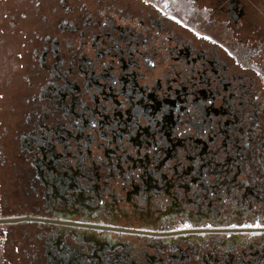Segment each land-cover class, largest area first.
<instances>
[{"label": "flooded vegetation", "instance_id": "1", "mask_svg": "<svg viewBox=\"0 0 264 264\" xmlns=\"http://www.w3.org/2000/svg\"><path fill=\"white\" fill-rule=\"evenodd\" d=\"M191 1L234 42L170 0H0V264H264V37Z\"/></svg>", "mask_w": 264, "mask_h": 264}, {"label": "rangeland", "instance_id": "2", "mask_svg": "<svg viewBox=\"0 0 264 264\" xmlns=\"http://www.w3.org/2000/svg\"><path fill=\"white\" fill-rule=\"evenodd\" d=\"M154 1V0H153ZM157 1V0H155ZM160 1V0H158ZM163 1V0H162ZM168 1V0H166ZM170 3L172 4V10L177 13L178 15H184L187 16L191 22L198 24L200 27H204V30L207 32H213L217 35H220L222 39L225 40V42H234V32L231 28H226L225 30H219L221 23L218 21H212L210 24H206L207 16L209 15L208 10L207 12H203L202 10L197 11V7L194 4L192 5L191 0H170ZM248 17L251 21V32H260L262 37H264V0H248ZM222 27V26H221ZM223 29V28H222ZM10 40V39H9ZM262 46L264 50V40H262ZM264 53V51H263ZM12 80V81H11ZM21 83V80L14 79V76H11V79L8 83H2L5 88L3 90H0V94H8V101L5 100L3 104L5 106L10 103V95L13 90L14 86ZM16 85V86H17ZM15 92V91H13ZM1 98V97H0ZM8 108H4V110L0 111V117L6 113H8Z\"/></svg>", "mask_w": 264, "mask_h": 264}]
</instances>
